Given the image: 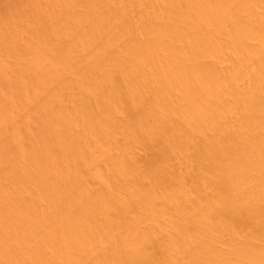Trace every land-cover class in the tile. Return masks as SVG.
<instances>
[{"label": "bare ground", "instance_id": "6f19581e", "mask_svg": "<svg viewBox=\"0 0 264 264\" xmlns=\"http://www.w3.org/2000/svg\"><path fill=\"white\" fill-rule=\"evenodd\" d=\"M0 264H264V0H0Z\"/></svg>", "mask_w": 264, "mask_h": 264}]
</instances>
